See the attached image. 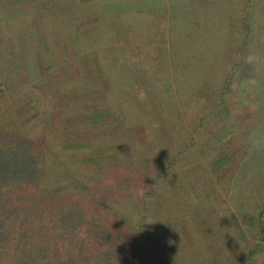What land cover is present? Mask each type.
<instances>
[{
	"label": "rangeland",
	"instance_id": "rangeland-1",
	"mask_svg": "<svg viewBox=\"0 0 264 264\" xmlns=\"http://www.w3.org/2000/svg\"><path fill=\"white\" fill-rule=\"evenodd\" d=\"M263 208L264 0H0V264H249Z\"/></svg>",
	"mask_w": 264,
	"mask_h": 264
},
{
	"label": "trees",
	"instance_id": "trees-1",
	"mask_svg": "<svg viewBox=\"0 0 264 264\" xmlns=\"http://www.w3.org/2000/svg\"><path fill=\"white\" fill-rule=\"evenodd\" d=\"M228 84H229V82H228ZM237 140L238 139H236L234 142H236ZM228 155H229V153H226L225 155H224V153L221 154L216 160H214L210 164L209 167H211V169H209V167L203 168L204 166L202 167L201 165H198V167H199L198 169L203 170L204 172H207L210 170H215V169H220V167L222 165L221 161L223 160L225 162L228 158ZM163 165H165L164 168H166L167 171L169 170L170 172L173 171L172 169H174V168H176V166H178L177 161L175 159H171V161L169 160V161H167V163H163ZM70 175L72 176V180L75 179V181H78L77 178L73 174H70ZM250 178L251 177H249L246 181L250 180ZM68 179L69 178H67L66 181L62 182L61 184H59L57 186H51V183H49L47 185H46V183L42 184V186H40L41 189L39 188L37 191L34 188L30 189V194L32 195V197L36 198L35 196H38V195L50 196V194L55 195V194H59V193L64 194L65 192H68V191L70 192V186H73V185H75L77 188H82V189L85 188L84 184L81 181H78L76 183H74V182L71 183L68 181ZM200 182L203 184L204 187H207L205 189V194L207 195L208 193H210L212 190V187H214V179L211 178L210 176L209 177L205 176L204 178L202 177ZM219 192H220V190H216L215 197L217 196V194ZM157 195H159V194H157ZM155 197H156V195H155ZM140 199H145V198L141 197ZM207 199L209 201L211 200V198H207ZM218 199H219V197L217 198V200ZM53 200L58 201L56 199H53ZM215 200H216V198H214L213 202H215ZM213 202H211L210 205ZM143 203H145V202H143ZM53 205H54V203H53ZM249 211H251V210H249ZM57 216L59 217L58 213H57ZM43 218L45 219L46 217H43ZM11 220H13V219L9 218V221H11ZM244 220L246 222L248 221V223H250L251 225H255L256 227H258V229L261 233L260 237L262 238V240H264V208L258 214H255L253 212H249V214L244 217ZM130 240L131 239L127 240V242ZM140 240L142 241V239H140ZM262 249H264V244H262V243L255 244L253 249L250 251L249 264H256L257 257H259V256H256L255 253L256 252L258 253V251L260 252ZM124 250L126 251L125 257L127 258V261H129L130 263H132V264H144L145 263L146 264V257H145L146 246H145L144 242L141 243V245L139 243H137V244L131 243V248L129 250H127V244H126ZM254 258H256V259H254Z\"/></svg>",
	"mask_w": 264,
	"mask_h": 264
}]
</instances>
